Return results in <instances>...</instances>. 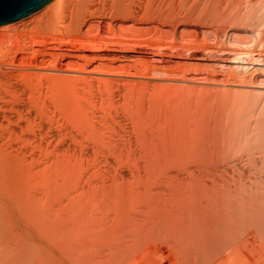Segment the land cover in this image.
I'll list each match as a JSON object with an SVG mask.
<instances>
[{
  "label": "bare ground",
  "instance_id": "obj_1",
  "mask_svg": "<svg viewBox=\"0 0 264 264\" xmlns=\"http://www.w3.org/2000/svg\"><path fill=\"white\" fill-rule=\"evenodd\" d=\"M43 261L264 264V0H53L0 26V264Z\"/></svg>",
  "mask_w": 264,
  "mask_h": 264
},
{
  "label": "rangeland",
  "instance_id": "obj_2",
  "mask_svg": "<svg viewBox=\"0 0 264 264\" xmlns=\"http://www.w3.org/2000/svg\"><path fill=\"white\" fill-rule=\"evenodd\" d=\"M26 34H27V35H26V36H23V38H25V37L27 38V36H28V38L30 37V36H29L30 34H28V33H26ZM21 38H22V37H21ZM16 39H17V37L15 36V39H14V40H16ZM12 40H13V38H12L10 41H11V42H14V40H13V41H12ZM231 102H232V101H231ZM228 105H229V106H227V107H230V108H228V110H230V112H231V111H232V108H231L232 106H230V105H232V104H230V102H229ZM233 105H234V104H233ZM233 108H234V106H233ZM228 113H229V112H228ZM219 161H220L221 164H222L223 162L225 163V160L222 161V159H220ZM219 161L217 160V164H218L219 166H221V164H219ZM224 163H223V164H224ZM223 164H222V165H223ZM225 165H226V164H225ZM129 166H130V165H124L123 168L126 169V171H128V172H130L129 170L132 169L131 171L134 172L133 167H132V166L129 167ZM128 167H129V168H128ZM31 174H32V173H31ZM33 174L36 176L37 173H33ZM30 176H32V175H30ZM35 176H32V177H33V180H31V179H32V177H31L30 181H33V182H34V177H35ZM35 179H36V181H37V177H36ZM38 179H39V178H38ZM39 181H40V180H38L37 183H36V184H38V188H35V187H36V184H35V182H34V185H33V186H35L34 189H36V190L39 189V188H40V189H43V188H44V187L41 188V187L39 186V184H41V183H39ZM33 182H32V183L30 182V183L33 184ZM40 182H41V181H40ZM42 184H43V183H42ZM42 184H41V185H42ZM43 186H44V185H43ZM40 189L38 190V192H36V190H33V189L31 190V187H30V199L33 198V199L37 202V203H34V204H35V205H34V204L31 202L33 199L30 200V204L32 203L31 206H33V207L43 206V205L41 204V203H42L41 201H43V200H41V199H43V198H44V195H46V194H45L44 192H43V194H42V191H40ZM32 191H33V192L35 191V193H36L35 196H36L37 198H41V199H40L41 201H38V199L35 198V196H34L35 193L33 194ZM38 193H40V194L37 195ZM40 195H41L43 198H42ZM58 196L60 197V195H58ZM56 200H57V199H56ZM40 202H41V203H40ZM54 202H56V201L54 200ZM31 206H30V208H32ZM59 206H60V208H62V205L59 204V202H56V203H55V207H59ZM38 207H37V208H38ZM30 208H29V209H30ZM37 208H35L34 210H36ZM60 208H54L55 210H54V209H53V210H54L55 212H53V214H54V213L56 214V212H60V214L57 213V214H59V215L63 214V215H61V218H60V221H62V220H61V219H62V216H63V217L66 216L65 218L67 219V215H66L67 212H66V211H63V209H60ZM38 209H39V208H38ZM38 209H37V210H38ZM59 209H60V210H59ZM30 210H31V209H30ZM34 210L32 209V211L29 213L30 217H29L28 214H26V215H28V217H29V218H27V219H29V220H31V218H34V219H35V217L38 216V212H37V213H34V212H36V211H34ZM53 210H50L49 212L51 213V211H53ZM61 210H62L63 212H65L66 214H64L63 212H61ZM25 211H26V210L24 209V212H25ZM32 212H33L34 215L36 214L37 216H33V214H31ZM49 212H46V213L48 214V216H45V215H47L46 213L44 214V216H45L46 218L49 217V219H50V220L48 219L49 222H55L56 220H55V221H52V218L55 217L56 215L54 214V215L50 216L51 214H50ZM26 213H27V211H26ZM39 214H40V213H39ZM59 215H57V216H59ZM31 216H32V217H31ZM44 216L42 215V216H38V217L43 218ZM57 216H56V217H57ZM45 217H44V219H45ZM59 217H60V216H59ZM59 217H57V218H59ZM25 218H26V217H25ZM40 218L38 219V221H41V222H42L43 220H40ZM57 218H56V219H57ZM27 219H24V218H23V220L20 221V222L18 223V225H17L18 232L21 233V234L23 233L22 235H17L18 238L15 237V238L18 239V240L20 239L19 236L21 237L20 240H22V241H24V238H23L24 235H27V236L30 237V230H33V229H34V225L32 226V222H34L35 220L33 219L34 221L32 220V221L30 222V221L27 220ZM66 219H65V220H66ZM36 220H37V218H36ZM48 220H47V221H48ZM57 220H59V219H57ZM26 221H27V223H26ZM38 221H36V222H38ZM63 221H64V219H63ZM36 222H35V223H36ZM41 222H40V223H41ZM43 222H45V221H43ZM30 223H31V224H30ZM35 223H34V224H35ZM27 224H28V225H27ZM49 231H50V229H49ZM9 235H11V234L9 233ZM53 235H54V232H52V233L49 232V233H47V236H45V237H46V239H49L48 241H50V239H53V237H52ZM6 236H8V234H7ZM48 236H50V237L48 238ZM8 237H10V236H8ZM5 238H6V237H5ZM5 238H3V239H5ZM22 238H23V239H22ZM3 239H2V240H3ZM8 239H9V238H8ZM10 239H11V237H10ZM12 239H13V238H12ZM5 240H7V239H5ZM18 240H17V241H18ZM17 241L15 240L16 243H15V242H13V243H15V245H16V244H17ZM51 241H52V240H51ZM51 241H50V242H51ZM2 242H3V241H2ZM6 242H7V241H6ZM6 242L4 241L3 243L5 244ZM9 242H10V241H9ZM9 242H8V244H9ZM19 242H20V241H19ZM10 243H12V240H11ZM45 260H46V259H44V261H45ZM47 260L49 261V258H47ZM44 261H43V262H44ZM48 261H47V264L50 263V262H48ZM44 264H46V263L44 262Z\"/></svg>",
  "mask_w": 264,
  "mask_h": 264
},
{
  "label": "water",
  "instance_id": "obj_3",
  "mask_svg": "<svg viewBox=\"0 0 264 264\" xmlns=\"http://www.w3.org/2000/svg\"><path fill=\"white\" fill-rule=\"evenodd\" d=\"M53 0H0V26L21 22L43 11Z\"/></svg>",
  "mask_w": 264,
  "mask_h": 264
}]
</instances>
